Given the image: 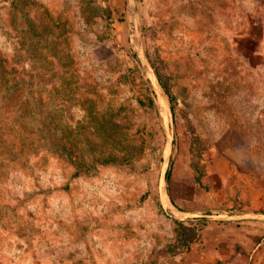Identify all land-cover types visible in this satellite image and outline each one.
I'll return each mask as SVG.
<instances>
[{
  "label": "rangeland",
  "instance_id": "374dc122",
  "mask_svg": "<svg viewBox=\"0 0 264 264\" xmlns=\"http://www.w3.org/2000/svg\"><path fill=\"white\" fill-rule=\"evenodd\" d=\"M0 264H264V0H0Z\"/></svg>",
  "mask_w": 264,
  "mask_h": 264
},
{
  "label": "trees",
  "instance_id": "16d2710c",
  "mask_svg": "<svg viewBox=\"0 0 264 264\" xmlns=\"http://www.w3.org/2000/svg\"><path fill=\"white\" fill-rule=\"evenodd\" d=\"M160 80H161V86H162L165 94L169 98L171 111L174 113L175 112L174 96L172 95L171 90H170L169 86L167 85V83H165L162 79H160ZM168 176H169V172L167 173V178H168ZM193 239L194 238L192 237V239L189 240V243H191Z\"/></svg>",
  "mask_w": 264,
  "mask_h": 264
},
{
  "label": "bare ground",
  "instance_id": "6f19581e",
  "mask_svg": "<svg viewBox=\"0 0 264 264\" xmlns=\"http://www.w3.org/2000/svg\"><path fill=\"white\" fill-rule=\"evenodd\" d=\"M156 78V77H155ZM167 99V98H166ZM164 108H165V111H164V114L166 115L167 113H166V109H167V106H163V110H164Z\"/></svg>",
  "mask_w": 264,
  "mask_h": 264
}]
</instances>
